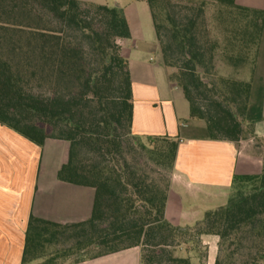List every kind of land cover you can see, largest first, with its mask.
I'll return each mask as SVG.
<instances>
[{
    "label": "trees",
    "instance_id": "16d2710c",
    "mask_svg": "<svg viewBox=\"0 0 264 264\" xmlns=\"http://www.w3.org/2000/svg\"><path fill=\"white\" fill-rule=\"evenodd\" d=\"M146 1L168 82L189 117L204 123L211 140L255 138L246 119L250 80L217 75L214 60L219 52L234 67L254 63L264 11L234 0ZM129 37L118 6L0 0V124L38 147L48 138L68 142L57 179L94 189L84 222L29 218L21 264L49 260L46 249L55 245L77 254L72 264L131 247L141 248V264H205L203 235L217 237L213 264H264V140L256 139L260 173L234 175L224 205L192 227L169 224L164 208L178 144L132 132V84L119 45Z\"/></svg>",
    "mask_w": 264,
    "mask_h": 264
},
{
    "label": "crops",
    "instance_id": "0c3cea01",
    "mask_svg": "<svg viewBox=\"0 0 264 264\" xmlns=\"http://www.w3.org/2000/svg\"><path fill=\"white\" fill-rule=\"evenodd\" d=\"M118 6L130 37L119 41L132 84V132L138 136H163L177 141L170 173L164 219L176 227H192L206 211L226 203L232 177L261 171V150L208 138L205 125L189 117L181 91L168 82L146 0H79ZM239 6L264 11V0H234ZM264 29L256 61L264 52ZM263 48V49H262ZM261 59V58H260ZM264 68V66H263ZM246 119L255 138L264 140V70L260 80L262 110L251 102ZM69 144L48 138L38 147L0 124V264H21L30 217L59 225L84 222L91 216L94 189L62 182L57 172L68 157ZM205 264H213L217 237L203 235ZM34 261L29 264H38ZM76 264H141V248L131 247Z\"/></svg>",
    "mask_w": 264,
    "mask_h": 264
},
{
    "label": "rangeland",
    "instance_id": "374dc122",
    "mask_svg": "<svg viewBox=\"0 0 264 264\" xmlns=\"http://www.w3.org/2000/svg\"><path fill=\"white\" fill-rule=\"evenodd\" d=\"M206 17L207 21L209 22L210 31H211V38L215 39L219 42V48L220 50L224 47V40L222 35V30L218 28L217 21L213 15V10L209 8L206 11ZM263 48H264V41H263ZM262 48V49H263ZM260 58L258 61H255L254 63L251 62V59H248L246 63H244L241 66L234 67L231 65L224 56L218 52L217 56L214 60V67L217 75L223 76V77H232L243 81H249L252 80V90H251V102L253 104V110L256 113L260 110H262V105L260 100V80L261 75L263 73V66H264V52H260ZM186 107H188V104L186 103ZM243 147H246L248 145H256L260 149L263 148L262 145L259 144V142L254 139L252 142H248L243 140L242 142ZM128 242H125L127 244ZM187 248L185 246L182 247V250L178 252V255H184L185 250ZM204 245L200 244L198 253L204 254ZM46 252L49 254L51 258L49 260L44 262H39L38 264H72L74 260L78 257L75 252H68L65 250V246L61 245H55V246H49L46 249ZM191 255V254H190ZM41 261V260H40ZM193 263H196V261H192ZM155 264H166V262H159Z\"/></svg>",
    "mask_w": 264,
    "mask_h": 264
}]
</instances>
